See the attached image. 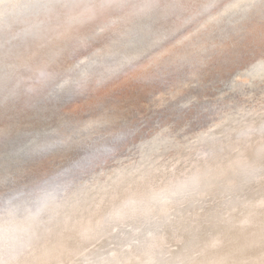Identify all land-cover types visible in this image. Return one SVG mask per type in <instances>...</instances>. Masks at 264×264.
Listing matches in <instances>:
<instances>
[{
    "label": "bare ground",
    "instance_id": "bare-ground-1",
    "mask_svg": "<svg viewBox=\"0 0 264 264\" xmlns=\"http://www.w3.org/2000/svg\"><path fill=\"white\" fill-rule=\"evenodd\" d=\"M0 264H264V0H0Z\"/></svg>",
    "mask_w": 264,
    "mask_h": 264
}]
</instances>
